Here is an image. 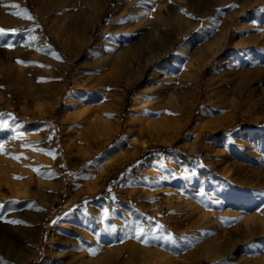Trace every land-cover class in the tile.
Instances as JSON below:
<instances>
[{
    "label": "rangeland",
    "instance_id": "rangeland-1",
    "mask_svg": "<svg viewBox=\"0 0 264 264\" xmlns=\"http://www.w3.org/2000/svg\"><path fill=\"white\" fill-rule=\"evenodd\" d=\"M80 1L0 0V18L13 19L0 22V264H264V90L218 129L193 132L213 59L189 115L186 89L163 97L171 119L185 116L176 132L173 120L142 128L134 109L155 102L144 88L216 36L237 0H137L134 19L130 0ZM246 27L264 32V0L233 20L221 56ZM111 49L127 54L122 67L103 57ZM263 50L248 53L261 67ZM103 121L116 127L105 134Z\"/></svg>",
    "mask_w": 264,
    "mask_h": 264
},
{
    "label": "bare ground",
    "instance_id": "bare-ground-1",
    "mask_svg": "<svg viewBox=\"0 0 264 264\" xmlns=\"http://www.w3.org/2000/svg\"><path fill=\"white\" fill-rule=\"evenodd\" d=\"M122 1L123 0H118L116 2L115 6L117 9L121 6ZM225 1L226 0H217L213 4L223 3ZM261 1L262 0H248V1L237 0V2L233 4V6L231 7V10L227 12L226 17L224 18V21L220 27L219 33L216 36L206 41L195 51L188 52L189 53L187 56L188 60L180 61L179 62L180 66L177 67L178 69L172 70L169 73H162L158 75L156 83H154L152 86L150 85L151 87L149 86L144 88L146 91L153 90L156 99L153 104L147 106H143V104L140 103L139 100L136 101L137 102L136 105L134 104L135 105L134 109L138 113L136 120L142 123V128L156 130L163 126L168 127L170 120H173V124L169 126V129L171 130L172 133L176 132L184 122L185 116L183 117L182 114L176 115L173 119H171L170 111L173 107L171 103L173 100L171 98L172 100L171 102L170 101L168 102L166 100L164 101L163 97L165 96L166 93H168L169 88L174 86L172 84H175V87L179 88L180 90L186 89L187 92L185 94V101H186L185 113L189 115L192 112L193 108L196 106V97L200 89L199 86L200 72L205 67V65L211 62L213 59L214 61L211 64V66L203 72V75L208 83L209 91L212 94V99L205 101L199 108L196 119V122H198V124L194 126L192 131L196 133L203 130L204 128L210 130H215L216 128L218 129L219 126L223 125L227 121H230L235 116L238 110H243V107L246 104L256 102V100L264 90V67H261V65L258 66L257 60L249 58L248 53L253 48L254 49L258 48L260 50L264 48V41L261 40V38L264 36V32L262 31L258 34L255 33L252 34L253 33L252 32L251 34L248 35L247 32H249L251 28L256 27L257 25L251 28L246 27L245 31L242 32L240 37L238 36L239 39L237 40L232 39L230 43L231 44L230 52L222 56H221V52L226 47L225 46L226 42H228L227 41L228 36H230L229 30L233 20L237 16H240L247 7L257 4ZM176 6L179 7V9L183 8L185 6V0H183L182 2H178ZM124 10H125L124 14L127 19H134L138 17L140 6L137 4V0H130L129 4L125 6ZM206 10L200 9L199 11L206 12ZM37 11L39 12L42 21L43 22L47 21V18L42 14V11L40 9H37ZM113 20L114 18L112 17L111 21ZM0 22L12 23L13 19L1 17ZM187 25H188L187 26L188 29L194 26L192 23ZM242 27L244 28V26ZM107 28L108 26H105L101 30L105 31L107 30ZM195 28L197 29L195 34L204 36L206 32V22H204L201 27L198 28L195 27ZM85 30L86 29H84V31ZM86 41L87 39L83 37L81 39V44L85 43ZM103 42L105 41L103 40ZM100 45H102V38L100 41L94 43L93 50L99 48L98 46ZM87 51H89V49ZM186 51H187V42L185 41L181 42L180 45L174 50L172 57L175 58L178 55L185 53ZM111 52L112 54H105L103 57L105 58L114 57L117 66L122 67L127 60V54H125L124 52H120V50L118 49H114V50L111 49ZM165 52L166 50L163 53ZM250 55L252 56L251 53ZM142 69L143 68L139 65L137 74L139 75L142 74L143 72ZM122 78L127 80L128 76H124ZM118 83L119 80H117V84ZM176 91L177 90H175L174 92ZM219 108L225 109V113L221 118H219L212 124L206 125L205 123L204 124L199 123L198 118L201 117V115L205 113L213 114ZM263 111L264 109L260 110V112ZM85 114L87 115V113ZM75 118H76L75 116H72V119ZM114 127H116V124L114 122L103 121V130L105 134L110 133L114 129ZM132 132H133V128L131 127L126 128L124 137L130 140L132 138ZM132 139L134 140L135 138L133 137ZM119 154L120 153H118V155ZM119 156L116 155V157L113 158V160L112 159L111 160L117 161L120 158ZM263 177H264V173H263ZM246 221L247 219L245 220V222ZM250 221L255 222L254 217L250 219ZM262 222L264 223V218ZM238 232L236 233V236L240 238L241 234ZM219 246L220 243L216 244V249L214 250V253H218L219 250L223 252L222 249H219ZM255 250L258 249L256 248ZM255 262L261 264L262 261L258 258L254 260V263Z\"/></svg>",
    "mask_w": 264,
    "mask_h": 264
},
{
    "label": "snow or ice",
    "instance_id": "snow-or-ice-1",
    "mask_svg": "<svg viewBox=\"0 0 264 264\" xmlns=\"http://www.w3.org/2000/svg\"><path fill=\"white\" fill-rule=\"evenodd\" d=\"M13 31H15V30H13ZM5 34H6L5 30L0 29V35H5ZM5 115H9L10 116V114H0V116H5ZM0 125L6 126V122L0 121ZM14 158L19 159V157H14ZM13 223H18V222L17 221H13Z\"/></svg>",
    "mask_w": 264,
    "mask_h": 264
},
{
    "label": "trees",
    "instance_id": "trees-1",
    "mask_svg": "<svg viewBox=\"0 0 264 264\" xmlns=\"http://www.w3.org/2000/svg\"><path fill=\"white\" fill-rule=\"evenodd\" d=\"M221 132H223V133H225V132H228V130H222ZM160 150H164L163 148H161V147H157V151H160ZM156 156L155 155H153L152 156V158H155Z\"/></svg>",
    "mask_w": 264,
    "mask_h": 264
}]
</instances>
